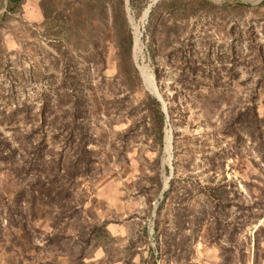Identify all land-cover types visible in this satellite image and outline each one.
<instances>
[{
    "label": "rangeland",
    "instance_id": "rangeland-1",
    "mask_svg": "<svg viewBox=\"0 0 264 264\" xmlns=\"http://www.w3.org/2000/svg\"><path fill=\"white\" fill-rule=\"evenodd\" d=\"M157 1L0 0V264H264V0Z\"/></svg>",
    "mask_w": 264,
    "mask_h": 264
},
{
    "label": "bare ground",
    "instance_id": "bare-ground-1",
    "mask_svg": "<svg viewBox=\"0 0 264 264\" xmlns=\"http://www.w3.org/2000/svg\"><path fill=\"white\" fill-rule=\"evenodd\" d=\"M154 1H157V0H154ZM150 8L152 9L153 8V5H151L149 7V10H148V14L150 12ZM147 16V13L145 14V17ZM145 74V79H146V83L151 87V88H154V83H153V79L147 74V73H144Z\"/></svg>",
    "mask_w": 264,
    "mask_h": 264
},
{
    "label": "trees",
    "instance_id": "trees-1",
    "mask_svg": "<svg viewBox=\"0 0 264 264\" xmlns=\"http://www.w3.org/2000/svg\"><path fill=\"white\" fill-rule=\"evenodd\" d=\"M22 0H10V3H12V4H19L20 2H21ZM241 6V5H240ZM153 101H154V103L157 105V107H159V109H160V106H161V104H160V102L158 101V99L157 98H154V97H150Z\"/></svg>",
    "mask_w": 264,
    "mask_h": 264
},
{
    "label": "water",
    "instance_id": "water-1",
    "mask_svg": "<svg viewBox=\"0 0 264 264\" xmlns=\"http://www.w3.org/2000/svg\"><path fill=\"white\" fill-rule=\"evenodd\" d=\"M158 1H159V0H158ZM158 1L155 3V5L158 3ZM155 5H154V6H155ZM151 11H152V9L150 8V12H149V14H148V17H149V15H150ZM157 97L163 102V99H162L161 96L157 95ZM164 108L166 109V105H165V104H164Z\"/></svg>",
    "mask_w": 264,
    "mask_h": 264
}]
</instances>
